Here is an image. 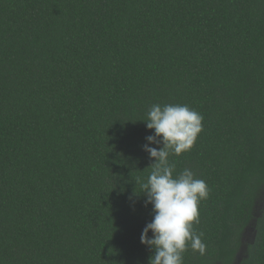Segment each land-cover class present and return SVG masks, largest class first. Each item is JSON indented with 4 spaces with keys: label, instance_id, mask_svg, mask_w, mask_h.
I'll return each instance as SVG.
<instances>
[{
    "label": "trees",
    "instance_id": "1",
    "mask_svg": "<svg viewBox=\"0 0 264 264\" xmlns=\"http://www.w3.org/2000/svg\"><path fill=\"white\" fill-rule=\"evenodd\" d=\"M155 104L203 117L183 264H264V0H0V264H148Z\"/></svg>",
    "mask_w": 264,
    "mask_h": 264
},
{
    "label": "clouds",
    "instance_id": "2",
    "mask_svg": "<svg viewBox=\"0 0 264 264\" xmlns=\"http://www.w3.org/2000/svg\"><path fill=\"white\" fill-rule=\"evenodd\" d=\"M203 117L187 105H152L147 113L148 135L143 150L154 160L146 183L145 204L152 206L153 218L141 231L140 242L153 251L148 264H183V253L190 247L204 255L206 245L193 223H198V204L207 199L209 189L205 181L195 178L185 168L175 178L170 154L180 155L190 150L202 130ZM158 145L151 147L150 145ZM162 145V146H160ZM149 232L152 233L149 237Z\"/></svg>",
    "mask_w": 264,
    "mask_h": 264
},
{
    "label": "rangeland",
    "instance_id": "3",
    "mask_svg": "<svg viewBox=\"0 0 264 264\" xmlns=\"http://www.w3.org/2000/svg\"><path fill=\"white\" fill-rule=\"evenodd\" d=\"M263 205H264V188L262 189V191H261V193H260V195L258 197V200L256 202L255 209H254V217H256L259 214V211H260V209L262 208ZM254 225H255V220L251 221V224L246 229V231L244 233V238H243V247L247 243H250L252 241L253 236H254ZM240 258H238V260Z\"/></svg>",
    "mask_w": 264,
    "mask_h": 264
}]
</instances>
